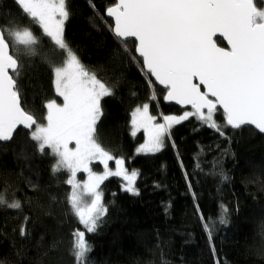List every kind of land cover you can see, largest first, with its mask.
Instances as JSON below:
<instances>
[{
  "label": "trees",
  "instance_id": "obj_1",
  "mask_svg": "<svg viewBox=\"0 0 264 264\" xmlns=\"http://www.w3.org/2000/svg\"><path fill=\"white\" fill-rule=\"evenodd\" d=\"M113 2L91 0L93 9L89 0H68L71 15L64 31L82 64L113 90L101 101L98 142L139 172L138 195L124 191L119 177L102 185L108 211L97 231L86 233L89 264H264V133L228 127L221 136L190 117L172 127L159 152L136 154L143 140L142 134L131 135L136 106L148 103L158 118L183 110L163 102L164 89L154 82L149 86L151 78L132 59L131 40L126 53L112 36L104 12ZM12 20L29 23L12 0H0V25ZM32 30L41 36L38 27ZM217 42L225 46L220 38ZM37 52H21L25 67L19 85L24 107L39 120L46 100L61 102L42 56L56 63L60 57L46 37ZM215 119L223 123V113ZM54 162L37 152L28 130L18 128L12 140L0 143V193L22 205L0 206V264H76L72 233L84 228L66 203L67 174L53 175ZM221 205L228 209L226 224L218 222ZM200 213L217 221L210 225L211 242ZM24 217L29 218L27 236L19 234Z\"/></svg>",
  "mask_w": 264,
  "mask_h": 264
},
{
  "label": "snow or ice",
  "instance_id": "obj_2",
  "mask_svg": "<svg viewBox=\"0 0 264 264\" xmlns=\"http://www.w3.org/2000/svg\"><path fill=\"white\" fill-rule=\"evenodd\" d=\"M12 2L29 23L25 26L12 20L0 25V142L12 140L23 126L37 152L54 159L52 174H67L64 183L71 190L66 203L84 228L72 233V255L76 264H89L92 249L86 233H95L108 211L102 185L110 177H119L124 191L138 195L139 172L127 169L124 158L114 157L98 142L101 101L113 95V90L82 64L66 41L65 22L71 15L68 0ZM106 15L114 19L108 25L114 39L126 53L131 40L138 53L132 57L134 62L146 77L164 86V99L191 107L179 116L162 114L163 122L150 114L148 103L133 109L131 135L143 130L145 136L137 153L159 152L165 139H170L172 127L190 117L221 136H226L228 127L253 126L264 133V0H114ZM33 26L41 36L33 32ZM42 37L48 38L60 57L59 63L48 55L42 61L50 68L56 97L62 102L46 100V114L38 120L24 107L19 79L25 66L20 56L22 51L39 55ZM217 38L226 41V46H220ZM148 84L151 87L153 81L149 79ZM221 111L223 123L215 119ZM110 161L115 162L114 169ZM93 162H99L102 171H94ZM81 173L86 174L83 181L77 179ZM0 206L20 209L22 205L0 193ZM227 212L221 205L220 224L228 222ZM200 216L211 242L210 225L217 221ZM28 219L24 217L20 225L21 236L28 235Z\"/></svg>",
  "mask_w": 264,
  "mask_h": 264
},
{
  "label": "rangeland",
  "instance_id": "obj_3",
  "mask_svg": "<svg viewBox=\"0 0 264 264\" xmlns=\"http://www.w3.org/2000/svg\"><path fill=\"white\" fill-rule=\"evenodd\" d=\"M53 88H54V86H53ZM55 92V91H54ZM61 102H62V99H61ZM141 105H143V104H141ZM139 106V105H138ZM137 107V106H136ZM135 107V108H136ZM134 108V109H135ZM184 111H191V109H185V110H183L181 113H178V114H173V115H177V116H179V115H182V113L184 112ZM149 112H150V109H149ZM46 114V113H45ZM151 114V113H150ZM157 117V122H163V120H162V115L160 116V118H158V116H156ZM139 134H142V136H143V140H142V142L140 143V144H142L143 142H144V139H145V136H144V133H143V130H140L139 132H137V134L136 135H139ZM167 141V138L165 139V144H164V146L166 145V142ZM140 144H138L137 145V147L140 145ZM73 145H70V147H72ZM137 147H136V149H137ZM135 153L136 154H152V153H137L136 152V150H135ZM115 157V156H114ZM95 164H98L100 167H98V168H96V167H94L93 165H95ZM93 165H92V167H93V170L94 171H96V172H100V171H102V165L101 164H99V162H93ZM109 167L110 168H115V162L114 161H110L109 162ZM125 167L127 168V169H129V170H131V169H133V168H129L127 165H126V163H125ZM81 174H83V173H81ZM80 174H78V176H77V179L78 180H81V181H83V180H85L86 179V174H83V176L82 177H80L79 176ZM121 179V184H123L124 182L122 181V178H120Z\"/></svg>",
  "mask_w": 264,
  "mask_h": 264
},
{
  "label": "water",
  "instance_id": "obj_4",
  "mask_svg": "<svg viewBox=\"0 0 264 264\" xmlns=\"http://www.w3.org/2000/svg\"><path fill=\"white\" fill-rule=\"evenodd\" d=\"M104 15H105L106 18H108V19L111 20L112 24L114 23V19L111 18V17H108V16L106 15V10H105V12H104ZM221 40H222V39H221ZM222 41H223V40H222ZM223 43H224V45L226 46V41H223ZM222 47H224V46H222ZM135 54H136V56L138 57V53L135 52ZM150 78L153 80V82H154L157 86H159L160 88L164 89V86L159 85V83L155 81V78H154V77H150ZM165 95H166V92H165L164 96H165ZM163 102H164L165 104H169V105L176 106V107H177L178 109H180V110L191 109L190 106H187V105H180V104H177L175 101H166V100L164 99V97H163ZM221 112H222V111H221ZM249 127H251L252 129H254L256 132L260 133V132H259L257 129H255L253 126H249ZM19 128L25 129V128H23V126H20ZM25 130H27V129H25ZM260 134H263V133H260ZM3 142H7V141H3ZM3 142H0V143H3Z\"/></svg>",
  "mask_w": 264,
  "mask_h": 264
}]
</instances>
